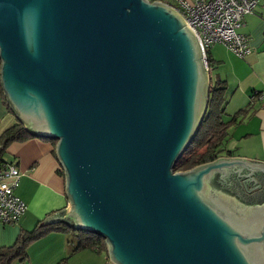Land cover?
I'll return each mask as SVG.
<instances>
[{
  "label": "water",
  "instance_id": "95a60500",
  "mask_svg": "<svg viewBox=\"0 0 264 264\" xmlns=\"http://www.w3.org/2000/svg\"><path fill=\"white\" fill-rule=\"evenodd\" d=\"M210 76L161 0H0V84L18 121L55 139L64 220L101 234L105 264H264V161L173 170Z\"/></svg>",
  "mask_w": 264,
  "mask_h": 264
},
{
  "label": "crops",
  "instance_id": "0c3cea01",
  "mask_svg": "<svg viewBox=\"0 0 264 264\" xmlns=\"http://www.w3.org/2000/svg\"><path fill=\"white\" fill-rule=\"evenodd\" d=\"M238 31L248 37L245 54H237L222 42L208 46L211 76L225 80L224 118L236 116L225 143L228 153L222 156L264 161V99L259 97L264 88V0L255 11L243 15ZM17 121L0 91V135ZM54 146L51 138L32 133L6 144L0 159L20 170L15 191L26 201L27 209L16 223L0 221V246L13 243L21 229L30 230L38 220L67 208L64 176ZM75 243L69 232L50 230L31 242L25 259L13 264H105L111 260L107 253L90 248L72 251Z\"/></svg>",
  "mask_w": 264,
  "mask_h": 264
},
{
  "label": "trees",
  "instance_id": "16d2710c",
  "mask_svg": "<svg viewBox=\"0 0 264 264\" xmlns=\"http://www.w3.org/2000/svg\"><path fill=\"white\" fill-rule=\"evenodd\" d=\"M208 46L205 47L206 62L210 76L207 107L194 135L176 158L173 164L174 171L185 170L228 153L225 149V143L230 134V126L235 122L236 116L234 115L228 119L224 118V105L226 102L225 80L212 78L211 67L213 62L208 55ZM0 91L3 95L4 103L11 109L3 94L1 84ZM30 135L31 132L21 121H17L7 127L0 135V158L9 141L23 139ZM52 141L55 145L56 140L52 139ZM0 161L2 160L0 159ZM60 171L63 173L62 168H60ZM50 230L69 232L76 242L72 251L90 248L98 252L107 253L106 241L101 234L83 228H75L64 220L43 224V219H40L32 229H21L13 243L0 246V264H13L17 260L25 259L31 242L45 235Z\"/></svg>",
  "mask_w": 264,
  "mask_h": 264
},
{
  "label": "built area",
  "instance_id": "2783aa9c",
  "mask_svg": "<svg viewBox=\"0 0 264 264\" xmlns=\"http://www.w3.org/2000/svg\"><path fill=\"white\" fill-rule=\"evenodd\" d=\"M175 7L193 29L208 69L205 47L220 41L230 50L243 55L249 50L248 37L239 32L242 17L256 10L260 0H161ZM260 98L264 99V88ZM61 168V167H60ZM20 170L12 162L0 161V221L16 223L27 209L26 201L15 189Z\"/></svg>",
  "mask_w": 264,
  "mask_h": 264
}]
</instances>
